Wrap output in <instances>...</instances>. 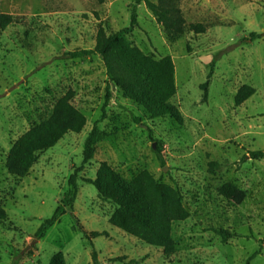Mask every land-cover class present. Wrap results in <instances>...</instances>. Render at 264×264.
<instances>
[{"label":"rangeland","instance_id":"1","mask_svg":"<svg viewBox=\"0 0 264 264\" xmlns=\"http://www.w3.org/2000/svg\"><path fill=\"white\" fill-rule=\"evenodd\" d=\"M145 1L0 0V13L16 19L0 34V205L6 212L0 264H50L58 254L56 262L64 264H94L93 254L97 264H244L257 251L249 264H264V155H252L264 151V0H162L178 7L186 24L174 41ZM190 23L205 32L190 31ZM99 27L124 30L123 40L154 60L171 56L176 92L169 103L178 120L151 118L115 86L105 104L109 81L101 56L66 55L93 49ZM244 84L255 93L235 105ZM69 89L86 117L84 128L40 154L24 178L10 175L5 159L13 142L47 118ZM94 125L107 136L83 163ZM102 162L125 180L146 170L179 191L189 217L171 226L173 254L109 223L113 204L83 181L95 179ZM71 174L78 187L72 206L35 239L64 199ZM228 182L245 191L240 203L219 193ZM219 231L232 236L223 239Z\"/></svg>","mask_w":264,"mask_h":264},{"label":"trees","instance_id":"2","mask_svg":"<svg viewBox=\"0 0 264 264\" xmlns=\"http://www.w3.org/2000/svg\"><path fill=\"white\" fill-rule=\"evenodd\" d=\"M139 4V3H138ZM146 7L156 17L166 32L170 41L182 35L186 26L184 18L176 6H165L162 0L158 4L145 1ZM136 9L131 11V24L135 23ZM15 17L8 13H0V34L15 21ZM190 31L203 33L205 28L201 24L190 23ZM124 30L106 33L101 27L96 33V43L93 49L76 50L66 55L72 59L85 58L92 54H99L103 60L108 83L106 86L105 104L109 101L111 86L120 88L125 97L142 106L151 118L170 115L179 119L175 107L169 99L175 94V68L171 56L154 60L150 55L127 44L122 34ZM258 35L252 33V37ZM213 64V61L211 62ZM213 73L211 69L208 77ZM209 81L201 85L204 98L207 97ZM255 93V89L247 84L240 86L234 96L235 105H241ZM74 91L67 90L58 98L47 118L31 126L21 134L11 145L5 159L7 172L15 177L27 176L40 154L52 148L68 132L79 133L86 125L85 115L73 105ZM139 121V119H136ZM107 136L94 125L88 133L83 150V163L89 162L94 156L95 144ZM157 152H160L157 149ZM253 157L263 156L264 151L252 152ZM164 165V159L158 155ZM83 181L92 184L98 197L113 204L108 221L113 226L123 230L140 241L162 248L165 256L174 253V241L171 237L173 222L184 221L189 212L182 203L181 195L174 187L156 180L148 171L144 170L131 180H125L117 174L106 162H102L97 170L95 179ZM69 189L64 199L57 206L51 217L45 219L34 233V238H43L54 222L65 213L67 206H72L78 187L76 175L68 178ZM219 193L225 198L240 203L245 197V191L232 183H225L219 188ZM6 219V212L0 205V220ZM223 239L232 234L219 231ZM251 254L244 264H249L257 255ZM61 255H54L50 264L59 263L56 259ZM94 264L97 258L93 254Z\"/></svg>","mask_w":264,"mask_h":264},{"label":"water","instance_id":"3","mask_svg":"<svg viewBox=\"0 0 264 264\" xmlns=\"http://www.w3.org/2000/svg\"><path fill=\"white\" fill-rule=\"evenodd\" d=\"M154 146V145H153Z\"/></svg>","mask_w":264,"mask_h":264}]
</instances>
